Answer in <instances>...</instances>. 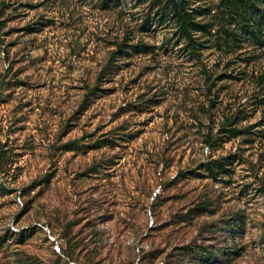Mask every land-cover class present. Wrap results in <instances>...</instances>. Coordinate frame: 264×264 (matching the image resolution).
I'll list each match as a JSON object with an SVG mask.
<instances>
[{
	"label": "rangeland",
	"instance_id": "374dc122",
	"mask_svg": "<svg viewBox=\"0 0 264 264\" xmlns=\"http://www.w3.org/2000/svg\"><path fill=\"white\" fill-rule=\"evenodd\" d=\"M118 1L0 0V264H136L150 245L141 264H176L194 227L173 221L204 190V244L244 221L239 254L208 264H264V0L182 1L190 44L167 0ZM226 117L250 131L220 141L226 171L175 177Z\"/></svg>",
	"mask_w": 264,
	"mask_h": 264
},
{
	"label": "trees",
	"instance_id": "16d2710c",
	"mask_svg": "<svg viewBox=\"0 0 264 264\" xmlns=\"http://www.w3.org/2000/svg\"><path fill=\"white\" fill-rule=\"evenodd\" d=\"M107 1L111 0H102V3L107 5ZM115 4L119 3L118 0H114ZM182 1L184 0H167L163 8H169V12L172 13L177 18V23L181 35L187 40V44L193 43V37L191 32L193 30H199L202 27V24H199L194 20L191 12L186 10V7L183 6ZM250 0H230L228 1L229 8L235 10L239 5L247 6ZM238 6V7H237ZM128 28V27H127ZM127 30V29H126ZM124 36V34H123ZM127 36H124L122 40L117 45L116 49L111 52V58L116 57L118 52L122 47L126 46ZM116 54V55H115ZM104 73H99L100 76ZM236 119L233 120L231 117H226L222 124L218 127L216 132H213L212 129L207 130L203 133V145L206 150V157L201 161H197L196 165L187 167L186 169L177 171L175 177H204V178H213L216 179V176L225 172V166L230 164V155L222 156L215 155V151L218 148L220 141H224V137L232 138L237 137L244 132L249 133V126L238 127ZM2 159H0V166L2 165ZM178 180V179H177ZM218 197L212 191L204 190L199 192L195 199L190 201L182 210L177 212L175 220L173 221L174 225L177 226L178 230H183V233H186L187 229H192L194 227L193 234L189 237L180 236L178 242L174 244L172 250L176 253L177 259L174 261L176 264H184L185 260L189 258L192 264H208L210 259L214 254H217L218 251H221L223 257L230 258L239 254V247L237 243L234 242L236 226L240 225L239 223L244 222L242 217L233 218L232 213L226 214V219L224 220L222 230L230 239L229 242H216L215 247L204 244V239L208 237H214L218 232L215 228V225L212 221H209L207 216L211 213H214L217 207ZM185 210V212H184ZM152 223L149 227V231L154 230ZM136 238H144L145 235L142 234L141 229H134ZM182 233V234H183ZM200 240L201 243L196 242ZM203 241V242H202ZM158 246L152 247L149 246L148 249H145L143 246L138 247L137 249L143 253L141 257H138L136 264H141L140 261L144 260L146 254H152L156 256L160 249ZM130 256V255H129ZM129 257L127 259H121L118 264H127Z\"/></svg>",
	"mask_w": 264,
	"mask_h": 264
},
{
	"label": "built area",
	"instance_id": "2783aa9c",
	"mask_svg": "<svg viewBox=\"0 0 264 264\" xmlns=\"http://www.w3.org/2000/svg\"><path fill=\"white\" fill-rule=\"evenodd\" d=\"M19 202H20V200H19Z\"/></svg>",
	"mask_w": 264,
	"mask_h": 264
}]
</instances>
